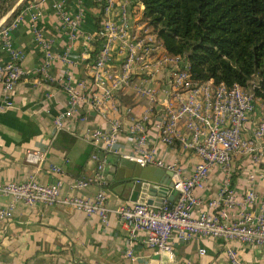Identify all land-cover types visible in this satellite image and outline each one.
Returning a JSON list of instances; mask_svg holds the SVG:
<instances>
[{
    "label": "built area",
    "instance_id": "built-area-1",
    "mask_svg": "<svg viewBox=\"0 0 264 264\" xmlns=\"http://www.w3.org/2000/svg\"><path fill=\"white\" fill-rule=\"evenodd\" d=\"M19 4L16 3L0 18V44L10 56L8 61L0 62V84L4 93H9L28 75L24 67L26 51L16 46L12 38L13 31L27 16H30L34 39L44 51L43 61L37 69L43 78L53 79L50 69L59 59L76 66L87 59L84 52L73 55L71 48L63 53L54 51V39L45 37L37 25L42 15L40 3L28 2L9 25L3 26ZM99 4L101 27L91 36L84 34L81 20L67 12L64 0L55 1L54 7L71 40L82 35L90 42L100 39L89 62V77L76 80L70 73L62 81V88L68 93L74 108L90 101L95 108L103 109L107 101H119L118 93L128 88L134 90L135 96L146 98L149 108L141 116L132 118L128 130L135 141L136 154H122V157L144 167L157 166L173 171L178 199L176 202L165 199L158 207L146 202L120 204L113 209L108 206V191L104 186L108 154H121L118 134L122 124L115 120L110 131L95 129L86 134L88 141L103 144L104 155H92L97 162L94 176L77 180L74 187L99 184L101 188L96 195L61 197L64 186L61 178L49 184H41L35 179L0 183V192L13 198L9 209L0 211V219L11 215L16 202L25 205L61 203L89 215L98 214L104 222L108 221L110 212H114L130 233L127 241L129 256L133 255L138 233L143 232L144 244L158 254H165L170 261L176 258L174 236L184 240L199 235L216 236L228 243L243 241L264 246V193L251 189L240 195L232 184L234 159L249 156L258 163L264 149V114L252 134L244 136L248 120L256 110L258 98L255 93L238 83L228 86L213 79L195 80L188 60L168 52L156 31L143 18L144 6L140 0H99ZM115 51L118 61L115 60ZM127 112L132 113V107H128ZM67 114L69 112L55 119L58 129H62ZM157 140L194 150L201 162L191 175L185 176L180 164L168 163L156 156ZM45 159L44 152L27 151L26 160L30 163L40 165ZM213 167L219 168L223 180L219 198L209 201L208 206L221 210L242 203L243 210L232 223L224 222L220 211H204L199 216L193 213L201 204L195 190L204 186ZM52 170L63 172L59 166H52ZM254 179L255 174L251 175V180ZM253 205H257L258 212L251 209ZM227 252L232 264H244L234 248L228 247ZM201 253L205 250L202 249Z\"/></svg>",
    "mask_w": 264,
    "mask_h": 264
},
{
    "label": "crops",
    "instance_id": "crops-1",
    "mask_svg": "<svg viewBox=\"0 0 264 264\" xmlns=\"http://www.w3.org/2000/svg\"><path fill=\"white\" fill-rule=\"evenodd\" d=\"M30 1L41 5L42 15L37 25L42 28L45 37L54 39V51L63 53L71 48L73 55L84 52L87 59L77 66L62 59L55 61L50 69L53 79L46 80L37 72L44 51L34 39L30 16L25 17L13 31L15 45L26 51L24 67L28 75L9 93H4L0 84V183L35 179L41 184H49L61 178L64 182L61 197L96 195L101 188L99 184L74 187L77 180L94 176L97 162L92 155H104L103 144L88 141L86 134L95 129L110 131L112 123L120 120L122 130L118 134V147L121 154H108L107 182L104 186L111 209L120 204L134 203L122 196V186L116 180L117 173L112 174L110 167L119 165L122 154H136L135 141L128 130L132 118L141 116L149 108L148 100L135 96L134 90L128 88L123 94L134 98L136 104L132 106V113H128V106L120 101H107L103 109L95 108L90 101L74 108L68 93L62 88V81L70 73L76 80L89 77L88 66L98 47V39L90 42L82 35L71 40L54 7L56 0H17V3L23 2L25 5ZM64 3L67 12L81 20L84 34L92 36L97 30L95 24L99 17V0H64ZM115 52V60L118 61ZM9 59V53L0 44V62ZM66 112L69 114L63 119V127L58 129L55 119ZM263 114L264 104H258L248 120L244 136L252 134ZM151 131L155 134L154 129ZM28 150L44 152L46 159L40 165L30 163L26 160ZM155 150L159 159L180 164L185 176L191 175L201 162L194 150L181 145H167L157 140ZM52 166L61 167L63 172H54ZM156 172L153 170L145 175L160 182H169L167 175H156ZM110 174L113 175L112 179L109 178ZM253 174L254 181L251 180ZM222 180L219 168L213 167L204 186L195 190L201 201L194 209L195 216L204 211H220L226 223L238 219L243 210L242 203L221 210L208 206L209 201L219 198ZM232 184L240 195L251 189L264 193V149L258 163L249 156L234 159ZM170 195L166 199L176 202L178 193H174L172 199H169ZM136 202L147 203V200L139 195ZM12 203V196L0 192V211L9 209ZM251 209L258 212L257 205ZM129 234L114 212H110L108 221L104 222L98 214L89 215L61 203L25 205L16 202L11 215L0 219V264H232L228 247L238 252L244 264H264V246L243 241L228 243L222 237L201 235L186 240L174 236L176 258L170 261L165 254H158L146 246L142 240L144 233L139 232L134 241L133 255L129 256ZM202 249L205 253H201Z\"/></svg>",
    "mask_w": 264,
    "mask_h": 264
},
{
    "label": "trees",
    "instance_id": "trees-1",
    "mask_svg": "<svg viewBox=\"0 0 264 264\" xmlns=\"http://www.w3.org/2000/svg\"><path fill=\"white\" fill-rule=\"evenodd\" d=\"M140 1L143 18L168 52L188 60L195 80L213 79L228 86L238 83L264 104V0ZM16 3L3 0L0 18ZM23 6L20 3L3 26L9 25ZM98 8L97 30L102 20L100 4ZM118 98L122 105L136 104L132 95L120 92Z\"/></svg>",
    "mask_w": 264,
    "mask_h": 264
},
{
    "label": "water",
    "instance_id": "water-1",
    "mask_svg": "<svg viewBox=\"0 0 264 264\" xmlns=\"http://www.w3.org/2000/svg\"><path fill=\"white\" fill-rule=\"evenodd\" d=\"M153 170H157L156 175H167L169 182H160V180L145 175V173H150ZM110 172L112 174L117 173L116 180L122 186V196L135 202L138 201L140 195L147 200L148 204L161 206L169 193L172 195L177 193L174 187L173 171L170 170L167 172L159 167H144L122 157L118 166L110 167ZM112 174H110V179L113 177ZM172 195L169 196V199L173 198ZM156 200H159V202L156 203Z\"/></svg>",
    "mask_w": 264,
    "mask_h": 264
},
{
    "label": "rangeland",
    "instance_id": "rangeland-1",
    "mask_svg": "<svg viewBox=\"0 0 264 264\" xmlns=\"http://www.w3.org/2000/svg\"><path fill=\"white\" fill-rule=\"evenodd\" d=\"M257 102L259 103V105H263L262 100L258 98Z\"/></svg>",
    "mask_w": 264,
    "mask_h": 264
}]
</instances>
